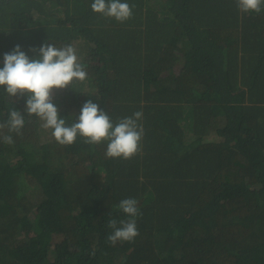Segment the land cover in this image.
<instances>
[{
    "label": "trees",
    "instance_id": "1",
    "mask_svg": "<svg viewBox=\"0 0 264 264\" xmlns=\"http://www.w3.org/2000/svg\"><path fill=\"white\" fill-rule=\"evenodd\" d=\"M92 2L0 0V67L16 45L29 58L73 45L88 77L53 91L60 117L75 122L89 99L114 122L142 111L141 151L62 146L0 87V123L25 116L0 139V264H264V11L127 0L121 23ZM129 197L139 235L113 246L108 221L129 218L116 207Z\"/></svg>",
    "mask_w": 264,
    "mask_h": 264
},
{
    "label": "clouds",
    "instance_id": "2",
    "mask_svg": "<svg viewBox=\"0 0 264 264\" xmlns=\"http://www.w3.org/2000/svg\"><path fill=\"white\" fill-rule=\"evenodd\" d=\"M236 3L239 11L245 14L264 11V0H236ZM132 7L127 0H93L91 3L94 12L121 23L132 17ZM31 51L38 52L37 58H29L20 45L4 54L3 67H0V87L4 88L9 98L26 97L25 112L43 121L42 128L51 129V135L57 143L62 146L72 145L78 136L87 144L106 142L107 158L125 160L141 151L144 129L138 121L142 119V111L114 122L98 103L89 99L83 104L75 122L68 124L60 117L53 103V91L65 89L73 81L83 82L88 77L73 45L57 47L50 41ZM24 117L15 108L9 110L8 119L0 123V131L6 128L9 133L0 136L5 144L11 145L14 142L11 133L22 134ZM116 207L129 218L120 220L119 226L115 219L108 221V227L113 231L106 239L113 246L117 242H131L139 235L136 217L141 215L135 198H124Z\"/></svg>",
    "mask_w": 264,
    "mask_h": 264
},
{
    "label": "rangeland",
    "instance_id": "3",
    "mask_svg": "<svg viewBox=\"0 0 264 264\" xmlns=\"http://www.w3.org/2000/svg\"><path fill=\"white\" fill-rule=\"evenodd\" d=\"M149 2H152L153 0H148ZM78 55V53H77ZM80 56V55H78ZM188 136L190 135V132L187 133ZM207 140H215L217 139V137L214 134H208L206 137ZM28 232L30 235L34 234L35 232L38 231V227H37V218L34 215H30V224L28 225Z\"/></svg>",
    "mask_w": 264,
    "mask_h": 264
}]
</instances>
